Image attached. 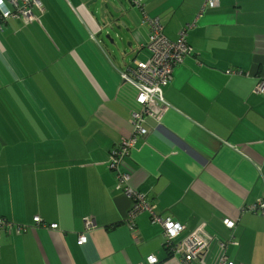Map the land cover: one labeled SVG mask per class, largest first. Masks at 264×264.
<instances>
[{"label": "crops", "instance_id": "obj_1", "mask_svg": "<svg viewBox=\"0 0 264 264\" xmlns=\"http://www.w3.org/2000/svg\"><path fill=\"white\" fill-rule=\"evenodd\" d=\"M93 2L43 0L32 24L10 19L0 30V216L10 224L0 230V264H142L149 256L178 264L163 227L117 189L120 174L130 177L123 188L139 192L157 219L184 225V236L204 226L238 242L212 246L196 264H215L222 252L235 264H264V217L247 209L264 202V94L256 90L264 0H219L207 10V0L120 2L114 23L102 18V0ZM147 19L170 41L186 29L194 52L163 88L174 111L147 119L148 134L113 170L137 107L123 73L152 55ZM36 216L59 226H36Z\"/></svg>", "mask_w": 264, "mask_h": 264}, {"label": "built area", "instance_id": "obj_2", "mask_svg": "<svg viewBox=\"0 0 264 264\" xmlns=\"http://www.w3.org/2000/svg\"><path fill=\"white\" fill-rule=\"evenodd\" d=\"M13 10L9 9L3 0H0V30L8 19L22 20L25 24H32L39 14L44 13L43 0H11ZM134 7H140L145 0H124ZM219 0H207L204 10L217 7ZM151 27L150 41L147 49L152 53L151 58L145 62L135 61L128 73H123L126 81L132 83L137 91L136 109L132 112L133 136L130 140H123L113 152L111 169L116 170L120 158L135 147L138 138L148 134L146 127L147 119L162 122L166 116L174 111L166 102L163 96V88L169 85L176 67L186 62V59L193 55V49L187 43L186 29L182 30L178 40L170 41L163 33V26L159 20L147 19ZM257 92L264 94V82L260 81L256 88ZM130 182L127 175H118L117 189L123 190L124 194L134 202L135 210L150 212L152 222L158 223L164 229V240L169 248L170 254L179 258L178 264H196L203 258L212 246H217L220 250H225L230 241H221L214 232L204 226L198 227L194 232L184 236L185 226L175 222L171 218L159 220L155 216L152 208L144 205L140 193L132 191L129 187L123 188ZM248 210L258 212L264 217V202L247 207ZM146 210V211H144ZM34 221L40 226L44 223L37 216ZM228 229H235L237 221L229 217L222 221ZM88 221L87 229H90ZM131 224V223H130ZM10 224L0 216V230L6 229ZM57 224H52L51 229H57ZM131 228L133 225L131 224ZM87 241V236L82 234L78 239V245L82 246ZM154 258V260L152 259ZM142 264H163L154 256H149L146 263ZM215 264H235L228 260L225 254L217 258Z\"/></svg>", "mask_w": 264, "mask_h": 264}, {"label": "water", "instance_id": "obj_3", "mask_svg": "<svg viewBox=\"0 0 264 264\" xmlns=\"http://www.w3.org/2000/svg\"><path fill=\"white\" fill-rule=\"evenodd\" d=\"M116 2L119 3V0H102V2L100 3V5L102 7L100 10L102 18L106 17V13H107V15L109 14L110 19H111V23H114L115 21L118 20V19L114 18L115 13L120 11V9L116 8V5H117ZM93 3H98V0H94ZM107 6H111L113 8V10L111 12V13H113V15L111 13H109V9H107ZM104 29L112 30V25L108 24V22L106 21V28H104ZM106 38L110 39L111 42L114 43V41L111 39L110 34H107Z\"/></svg>", "mask_w": 264, "mask_h": 264}, {"label": "rangeland", "instance_id": "obj_4", "mask_svg": "<svg viewBox=\"0 0 264 264\" xmlns=\"http://www.w3.org/2000/svg\"><path fill=\"white\" fill-rule=\"evenodd\" d=\"M120 2L122 3V5H124L125 7H127V8H130V4L129 3H126L124 0H119V3H117L116 2V6H120ZM130 5V6H129ZM102 8V7H101ZM107 9H109V10H113V8L111 7V6H107ZM105 34H104V38H105ZM106 40V42L108 41L107 39H105ZM109 42V41H108ZM118 42H120L119 40H116V44L115 45H112V47H114L115 49H121V53H126L127 54V57L128 58H130V59H132L133 58V54L131 53V48H128V46H127V42L126 43H122L121 42V48H119V46H118ZM110 44V43H109ZM124 49H125V51H124ZM88 221L89 220H87V222H86V224H87V226H88ZM91 221V220H90ZM37 223V222H36ZM37 224H41V223H37ZM91 224H92V222L89 224V226H91ZM52 226V224L50 225V227ZM52 230H54V229H52ZM188 234V233H187Z\"/></svg>", "mask_w": 264, "mask_h": 264}, {"label": "trees", "instance_id": "obj_5", "mask_svg": "<svg viewBox=\"0 0 264 264\" xmlns=\"http://www.w3.org/2000/svg\"><path fill=\"white\" fill-rule=\"evenodd\" d=\"M146 1H147V0H145L144 3H145ZM126 3H127V2H126ZM43 5H44V3H43ZM131 6H132V5H131ZM132 7H134V6H132ZM44 10H45V8H44ZM44 13H45V11H44ZM44 13H43V14H39V16L44 15ZM39 16H38V17H39ZM8 20H10V19H8ZM8 20H7V21H8ZM16 20H17V19H16ZM7 21H6V22H7ZM6 22H5V23H6ZM5 23H4V24H5ZM145 24L148 25V26L150 25L148 22H146ZM28 25H29V24H28ZM149 41H150V37H149L148 43H149ZM148 43H147V44H148ZM36 217H37V216H36ZM34 218H35V217H34ZM33 221H34V219H33ZM43 223H44V224H43L42 226H40V225H39V226H40V227H47L48 229H51V227H50L51 224H57V223H51V222H48V221H46V220H45V221L43 220ZM34 224H36V226H38V224H37L35 221H34ZM57 225H58V224H57ZM58 226H59V225H58ZM236 226H237V225H236ZM230 230H231V229H230ZM232 230H234V229H232ZM232 243L238 245V242H235L234 239L232 240Z\"/></svg>", "mask_w": 264, "mask_h": 264}, {"label": "clouds", "instance_id": "obj_6", "mask_svg": "<svg viewBox=\"0 0 264 264\" xmlns=\"http://www.w3.org/2000/svg\"><path fill=\"white\" fill-rule=\"evenodd\" d=\"M154 260V258H152Z\"/></svg>", "mask_w": 264, "mask_h": 264}]
</instances>
